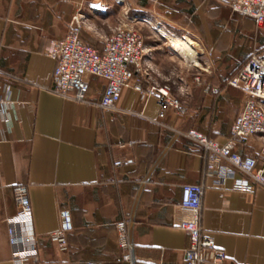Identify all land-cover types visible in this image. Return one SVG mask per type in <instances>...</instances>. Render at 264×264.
Segmentation results:
<instances>
[{
  "label": "crops",
  "instance_id": "0c3cea01",
  "mask_svg": "<svg viewBox=\"0 0 264 264\" xmlns=\"http://www.w3.org/2000/svg\"><path fill=\"white\" fill-rule=\"evenodd\" d=\"M139 16L154 28L155 17L161 44L155 58L144 40L143 73L123 90L117 111L96 106L106 88L98 78H87V103L49 92L53 48L71 29L102 50ZM174 39L196 43L188 71L174 60ZM256 50L264 51V25L233 14L228 0H0V264H16L7 222L19 210L17 185L28 188L37 241L29 264H126L118 238L127 227L136 264H182L189 236L176 221L187 185L203 186L201 226L227 264H264V190L234 191L233 179L218 186L206 175L204 149L185 136L195 130L227 142L244 104L228 81ZM153 86H170L181 109L161 119L147 92ZM237 151L264 166L260 136ZM63 211L67 252L56 239Z\"/></svg>",
  "mask_w": 264,
  "mask_h": 264
},
{
  "label": "built area",
  "instance_id": "2783aa9c",
  "mask_svg": "<svg viewBox=\"0 0 264 264\" xmlns=\"http://www.w3.org/2000/svg\"><path fill=\"white\" fill-rule=\"evenodd\" d=\"M228 6L233 14L254 19L258 27L264 25V0H228ZM138 21L146 22L140 16L135 19V22ZM53 57L56 69L49 92L64 100L87 103L90 89L87 78H98L106 82V88L96 106L103 111L115 112L123 90L133 86L137 76L142 75L147 54L142 35L135 29L121 27L105 40L102 50L85 44L80 32L71 29L64 40L54 46ZM194 80L200 82V77L196 76ZM228 85L243 93L244 104L227 142L221 145L195 130L188 131L185 136L204 149L206 175L214 179L218 186L224 187L229 179H233L234 191L253 193L256 189L264 190V166L259 168L257 159L242 157L237 151L240 142L259 136L264 140V51H254L246 66L228 81ZM147 92L158 100L161 119L166 117L170 108L181 109L170 86H153ZM238 175L243 177L237 178ZM13 195L19 209L17 215L7 222L13 259L16 264H29L38 257V249L32 234L28 188L17 185ZM203 195L204 188L200 185H187L182 189L181 214L177 217L176 226L189 236V248L182 264H227L226 254L202 229ZM69 228V213L63 211L62 228L56 235L62 252H67L69 248ZM118 246L122 262L136 264L135 245L128 227L119 235Z\"/></svg>",
  "mask_w": 264,
  "mask_h": 264
},
{
  "label": "rangeland",
  "instance_id": "374dc122",
  "mask_svg": "<svg viewBox=\"0 0 264 264\" xmlns=\"http://www.w3.org/2000/svg\"><path fill=\"white\" fill-rule=\"evenodd\" d=\"M130 14L131 13L129 12V16H131ZM150 19L155 22L154 24L155 28L151 27L148 24L143 25V22L140 23V21L135 24L130 23L129 28L137 30L142 35V37L146 41V46L152 50L151 52H153L154 57L156 58V44L157 45L161 44V42L160 39L156 38V21L154 20L155 17L152 16V18L150 17ZM156 41L158 43H156ZM174 51L177 52L178 55L180 54L178 58L174 59L177 66L181 68L183 71H188L190 67L193 65L192 64L194 63L193 61H195V56L192 55V57H189V56H185L184 54L176 50ZM197 52L199 51L197 50Z\"/></svg>",
  "mask_w": 264,
  "mask_h": 264
},
{
  "label": "bare ground",
  "instance_id": "6f19581e",
  "mask_svg": "<svg viewBox=\"0 0 264 264\" xmlns=\"http://www.w3.org/2000/svg\"><path fill=\"white\" fill-rule=\"evenodd\" d=\"M171 47L189 57H192V55L195 56L197 53V50L195 49L196 43L191 39H174L172 40Z\"/></svg>",
  "mask_w": 264,
  "mask_h": 264
}]
</instances>
